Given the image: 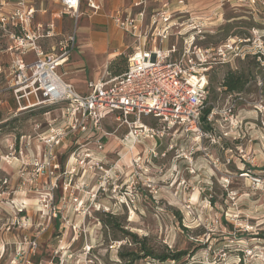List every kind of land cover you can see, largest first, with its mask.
I'll use <instances>...</instances> for the list:
<instances>
[{
  "label": "rangeland",
  "instance_id": "374dc122",
  "mask_svg": "<svg viewBox=\"0 0 264 264\" xmlns=\"http://www.w3.org/2000/svg\"><path fill=\"white\" fill-rule=\"evenodd\" d=\"M85 1L75 21L55 17L61 11L55 0H0V19H5L0 26V264H129L118 257L138 247L128 234L146 238L157 255L182 254L179 262L146 258L131 264H264V110L259 114L253 108L260 101L264 108L263 56L236 58L209 72L204 117L212 106L221 111L235 100L229 120H236L235 128L214 116L203 125L207 138L201 143L168 132L161 139H139L129 152L131 141L127 148L120 143L128 129L116 113H105L103 152L97 151L96 139L75 145L70 135L56 150L60 172L50 179L36 166L44 148L41 137L60 125L61 113L53 106L17 110L7 90V69L15 56L9 51L12 34L18 31L7 17L22 5L46 11L37 12L30 26L34 31L42 25L45 34L53 25L52 36L38 42L45 54L53 47L58 51L59 42L75 33L76 48L58 73L83 94L89 80L111 75L114 66L127 67L135 41L110 16L116 10L138 11L131 8L138 0H94L101 10L91 15ZM145 1V23L167 4L172 11H186L185 27L191 18L196 21L199 46L246 38L248 45L260 43L264 54V0ZM90 32L99 36L93 39ZM85 41L107 45L108 54L92 56V48L81 46ZM230 72L244 75L239 93L222 87ZM143 123L159 128L152 119ZM73 152L77 159L68 164Z\"/></svg>",
  "mask_w": 264,
  "mask_h": 264
},
{
  "label": "built area",
  "instance_id": "2783aa9c",
  "mask_svg": "<svg viewBox=\"0 0 264 264\" xmlns=\"http://www.w3.org/2000/svg\"><path fill=\"white\" fill-rule=\"evenodd\" d=\"M81 1L56 0L61 11L55 17L65 15L77 21L82 16ZM85 6L87 14L95 15L101 10L100 3L94 0H86ZM167 6L164 4L153 10L146 23L145 0L132 4L131 8L138 10L134 15L126 10H116L111 14L110 19L118 29L135 41L132 52L127 56L126 70L120 76L106 73L96 81H89L87 93L83 94L78 93L58 73L76 48L75 33L59 42L58 51L53 47L51 54H45L38 42L41 38L52 36L53 25L47 26L45 34H41L43 27L40 24L31 31L30 26L37 12L23 5L7 17V21L18 31L12 34L14 41L9 51H14L15 56L7 69V90L17 110L53 106L61 113L60 125L51 128L48 136L41 137L44 148L40 164L36 165L50 179L61 171L56 150L68 136L76 138L75 145L80 140L96 139L97 151L103 152L102 140L107 136L102 126L105 113H116L117 122L128 129L120 143L127 148L125 142L131 141L129 152L133 151L139 139H161L168 132H180L201 143L207 138L203 125L211 122L214 116H219L235 128L236 120L229 121L237 108L235 100L228 102L221 111L212 106L204 117L209 106V72L214 66L230 64L236 58L264 57L261 44L248 45L249 39L236 37L216 47H201L198 42L202 33L196 21L191 18L190 25L185 27L182 20L186 11H172ZM4 20L0 19L2 28ZM190 33L192 35L188 36ZM167 42L170 47L163 48ZM28 54L34 55V59L26 60ZM261 104L260 101L253 107L259 114H263L261 108L264 110ZM144 119L157 121L159 128L145 125ZM212 142L217 143L215 137H212ZM84 157L89 159L90 155ZM76 159L75 153H71L68 164ZM241 176L250 178L253 183L260 182L247 173Z\"/></svg>",
  "mask_w": 264,
  "mask_h": 264
},
{
  "label": "trees",
  "instance_id": "16d2710c",
  "mask_svg": "<svg viewBox=\"0 0 264 264\" xmlns=\"http://www.w3.org/2000/svg\"><path fill=\"white\" fill-rule=\"evenodd\" d=\"M126 70V67L121 69L116 66L112 69V76H120L124 73ZM244 75L243 73H235L230 72L226 75V77L223 80L222 87L225 88L228 92H236L239 93L242 91L244 86ZM202 120L205 122V118L203 117ZM113 218H111L110 225L113 224ZM128 236L131 238L132 243L136 244L138 246L136 249H133L129 251V253H119L118 257L121 261H128L129 264L136 262L141 259L149 258L154 261L158 262H165L167 260H172L174 262H179L182 254H165V255H157L155 253V250L153 247L147 245V239L144 238L141 241H138L137 237L135 235L128 234Z\"/></svg>",
  "mask_w": 264,
  "mask_h": 264
},
{
  "label": "crops",
  "instance_id": "0c3cea01",
  "mask_svg": "<svg viewBox=\"0 0 264 264\" xmlns=\"http://www.w3.org/2000/svg\"><path fill=\"white\" fill-rule=\"evenodd\" d=\"M56 1V0H55ZM36 12H43L42 10H40V11H37L36 10ZM99 36V34L98 33H95V32H90V37L91 38H93V39H95L96 37H98ZM93 41V40H92ZM81 46L82 47H85L86 49H88V47L89 48H92V56H98V55H104V54H108V51H107V45H95V42H82L81 43ZM116 51H118V50H115V54H116V56H117V54H118V52H116ZM116 56H115V58H116ZM114 58V59H115ZM89 81H91V80H89ZM88 81V82H89Z\"/></svg>",
  "mask_w": 264,
  "mask_h": 264
},
{
  "label": "bare ground",
  "instance_id": "6f19581e",
  "mask_svg": "<svg viewBox=\"0 0 264 264\" xmlns=\"http://www.w3.org/2000/svg\"><path fill=\"white\" fill-rule=\"evenodd\" d=\"M134 148H135V147H134ZM134 148H133V149H134Z\"/></svg>",
  "mask_w": 264,
  "mask_h": 264
}]
</instances>
